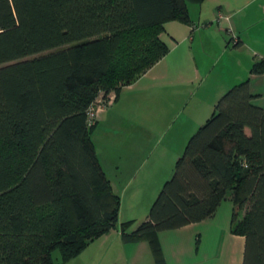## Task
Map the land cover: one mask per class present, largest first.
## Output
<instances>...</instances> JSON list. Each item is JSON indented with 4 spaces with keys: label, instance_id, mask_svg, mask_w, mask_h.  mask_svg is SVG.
Masks as SVG:
<instances>
[{
    "label": "trees",
    "instance_id": "trees-1",
    "mask_svg": "<svg viewBox=\"0 0 264 264\" xmlns=\"http://www.w3.org/2000/svg\"><path fill=\"white\" fill-rule=\"evenodd\" d=\"M203 1L0 0V264H64L111 230L165 264L158 233L211 219L227 197L241 264H264V107L247 80L218 98L132 231L89 138L94 106L163 57V25H188Z\"/></svg>",
    "mask_w": 264,
    "mask_h": 264
},
{
    "label": "rangeland",
    "instance_id": "rangeland-1",
    "mask_svg": "<svg viewBox=\"0 0 264 264\" xmlns=\"http://www.w3.org/2000/svg\"><path fill=\"white\" fill-rule=\"evenodd\" d=\"M192 9L193 6L188 5L189 19L195 16ZM210 16L212 17L210 24L205 25L201 20L193 25L177 22L175 26H170V28L174 27V37H171L172 33L168 31L169 26H165L167 30H164V25L167 24L165 23L160 40L165 44L167 52L151 67H156L155 73H159V75L155 74L156 79L151 81L147 77L144 78L147 70L132 84L122 87L119 95L116 97L113 95L107 105L101 108L94 106L97 109H94V125L89 131V138L101 162L104 157H108L111 149H117L115 151L118 152L125 150L126 147H121L125 141H133L137 144L136 141H140L142 133L133 132L134 129L141 130V127H146L148 136L145 141L150 142V149L153 148L147 164L155 165L157 172L161 166H164L166 173L163 171L159 175L166 174L168 178L173 169L175 157L180 156L186 140L193 134L196 130L193 128L201 120V118L198 119V115L200 117L203 115V113L199 114L202 109L198 110L197 107L207 105L209 99L211 102L212 92L219 88V85L228 82L234 85L247 80L248 76H259L251 74L249 68L253 62L260 59H254L248 67L246 52L243 49L232 48L236 35L228 25L231 16L223 17L219 14ZM224 24H227L225 29H223ZM210 26L211 28H208ZM184 29L185 33H183ZM218 30L223 33H219ZM185 65L189 67L186 71H184ZM194 67L197 68V76L194 75ZM153 72L154 70L150 75ZM212 104V107L209 106V109H206L207 113H204L206 117L202 118L200 126L212 112L214 106ZM119 141H121L120 146H118ZM148 168L140 171L139 177L142 180L150 177ZM148 184L149 179H145L144 187ZM144 189L143 187L139 189L143 191V195H145ZM147 207L146 209L141 206L133 207V211H129L125 202L124 210L122 207L119 217L124 215V211L125 213L129 211L126 214L145 216L148 211ZM216 211V218L211 224L219 223L217 229L206 228L203 231L201 229V232L195 230L188 241L191 254L193 257L196 256V260L206 261V264H240L242 238L232 236L229 232L230 202L223 201ZM240 216L241 213H238L237 217L240 218ZM137 220L130 221L136 224ZM188 239L189 234L184 236V240ZM132 244L137 243H127V245ZM121 250V248L118 249L115 254L116 258L114 257L115 252L107 257V262L109 261V264H130ZM146 250L148 251V248ZM126 254H130V251L127 250ZM52 259L56 264L59 260L58 254L53 253ZM135 260L136 264H153L150 253L144 256L136 254ZM82 261V258H76L64 264H84ZM131 264L135 263L131 261Z\"/></svg>",
    "mask_w": 264,
    "mask_h": 264
},
{
    "label": "crops",
    "instance_id": "crops-1",
    "mask_svg": "<svg viewBox=\"0 0 264 264\" xmlns=\"http://www.w3.org/2000/svg\"><path fill=\"white\" fill-rule=\"evenodd\" d=\"M189 6H193L192 10L195 13V16H191L188 25L190 24L193 25V23L198 24V21L201 20L205 25L208 23L210 24L212 19L210 15L212 14H215V16L219 14L222 15L223 17L230 15L231 20L230 23H228V25L232 29L231 31H233L234 34L236 35V41H237L236 46H232V48L234 47V49L236 50L243 49L246 52L244 53H245L246 61L249 63L248 67L250 66V64L254 59H264V0H204L200 4H191ZM175 24H177V22L175 23L169 22L166 25H164L165 31L167 30L165 26H169L168 31L169 33H172L171 34L172 36L170 34L168 35L171 37H174L173 34L175 35V30H173L174 27L170 28V26H175ZM226 25L227 24H224L223 29L227 27ZM208 28H211V26ZM225 31L227 32L228 30ZM218 32L223 33V31L220 32L219 30ZM183 33H185V29ZM155 68L156 67L149 69L148 72L144 75V78L147 77L151 81H154L156 79V75H159V73H155ZM186 68L189 67L185 65L184 71H186ZM152 70H154V72L150 75ZM193 72L194 75L197 76L196 67L193 68ZM248 77L249 78H247V82H248L247 86L249 92L251 94L258 95V97H256L252 101V103L257 106L264 107V74H261L259 76H248ZM232 86L233 84L231 82H228L223 85L221 84L219 85V88L214 89L212 92L213 99L211 100V102L209 99V103L207 105L205 104L204 106L197 107L198 110L202 109L199 114L203 113L201 117L200 115H198L199 116L198 119L201 118L202 120V118L206 117L204 116V113H207L205 112L206 109H209V106H211L212 103H213L212 105H214L218 100V98L224 93L223 91L226 92ZM201 120H199V122L197 121L198 123L193 129H197ZM133 132L142 133L140 137V141H136L138 142L137 144H135L133 141H125V143H123L121 146L123 148L126 147L125 150H121V151L119 150L120 152H118L115 151L117 149L115 150L111 149V151L108 154V157H104V160L102 159V162L100 160L101 158H99L97 152L95 151L96 158L105 175V178L108 181L112 193L119 198L120 210H118V221L123 222L126 220L130 221L132 219H138L137 220L138 222L137 223L135 222L136 224H134V222L131 224L128 231H132L137 224H139L145 219L147 214L145 216H142L140 214L136 215V214H126V213H128L129 211H133V207L139 208L141 206V208L146 209L148 205L147 208L149 209L162 183L171 176L173 170V169L171 170L170 176L166 178L167 177L166 174H164L165 176L159 175L163 171H165L166 173V169L164 166H161L159 168V171L157 172L155 165L152 166V164L150 163L147 164L151 157L150 156L151 152L153 151V148L150 149V142L145 141L146 137L148 136V130L146 129V127L145 128L141 127V130L134 129ZM120 145H121V141H119L118 146ZM178 157L179 156L175 157V159H177ZM146 168H148L150 172V177L144 178V180L149 179V184L144 187V180H142L139 177V173L141 170ZM142 187L145 188L144 189L145 195L142 194L143 191L141 192L139 190ZM224 201L229 202L228 197ZM125 202L128 206L129 211L128 212L126 211V213L124 211V215L122 214L121 215L122 217H119V212H121L122 207L124 210ZM231 210H232V205H231ZM216 214L217 211L215 212L214 216L211 219L205 220L200 223L190 224L176 230L158 233V240L160 243L161 253L165 264H206V261L202 262V260L200 259L196 260V256L194 257L192 256L191 249L188 246V241L190 240V237L195 230L200 231L202 229L201 231H203V229L205 230L206 228L217 229L219 223H216V225L211 224V222L216 218ZM188 234H189V239L184 240V236H187ZM242 247H243V239H242ZM120 248L122 249L121 251L124 252L125 256L127 257L126 260L129 261L130 264L131 261L136 264L137 262L135 260L136 254L137 255L141 254L144 256L147 255V253H150L149 248L145 242H140L132 245L124 244L119 239L118 231L111 230L107 234L90 242L73 259L82 258L83 259L82 262L84 264H109L108 263L109 261L107 262V257H109L110 255L113 254V252H115L114 257L116 258L115 254L118 252V249ZM146 248H148V251L146 250ZM127 250L130 251V254L128 255L126 254ZM241 254H242V249H241ZM240 264H241V259H240Z\"/></svg>",
    "mask_w": 264,
    "mask_h": 264
},
{
    "label": "built area",
    "instance_id": "built-area-1",
    "mask_svg": "<svg viewBox=\"0 0 264 264\" xmlns=\"http://www.w3.org/2000/svg\"><path fill=\"white\" fill-rule=\"evenodd\" d=\"M234 42H235V40H234ZM234 42H233V45H234ZM110 99H111V97L108 98V101H107L104 105H107V104L110 102ZM104 105H102V104H98L97 108H101V107H103ZM97 108H96V109H97ZM92 116H93V114H89V117H92Z\"/></svg>",
    "mask_w": 264,
    "mask_h": 264
}]
</instances>
